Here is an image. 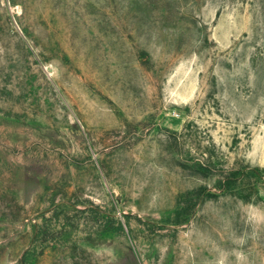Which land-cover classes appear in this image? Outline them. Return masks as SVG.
<instances>
[{
	"label": "rangeland",
	"instance_id": "obj_1",
	"mask_svg": "<svg viewBox=\"0 0 264 264\" xmlns=\"http://www.w3.org/2000/svg\"><path fill=\"white\" fill-rule=\"evenodd\" d=\"M0 264H264V0H0Z\"/></svg>",
	"mask_w": 264,
	"mask_h": 264
}]
</instances>
